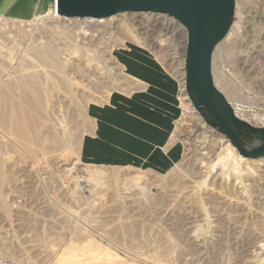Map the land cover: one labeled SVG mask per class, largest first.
Segmentation results:
<instances>
[{"label":"rangeland","instance_id":"rangeland-1","mask_svg":"<svg viewBox=\"0 0 264 264\" xmlns=\"http://www.w3.org/2000/svg\"><path fill=\"white\" fill-rule=\"evenodd\" d=\"M8 1L12 8L0 13V257L27 264H264V158L226 154L228 138L198 113L177 122L183 157L167 172L81 159L92 129L88 106L127 81L114 52L147 49L187 90L180 68L186 28L151 12L57 18L55 0H31L35 13L27 17L25 0ZM233 1L212 71L248 126L236 132L252 150L264 142V0Z\"/></svg>","mask_w":264,"mask_h":264},{"label":"crops","instance_id":"crops-1","mask_svg":"<svg viewBox=\"0 0 264 264\" xmlns=\"http://www.w3.org/2000/svg\"><path fill=\"white\" fill-rule=\"evenodd\" d=\"M23 3L27 17L35 13L31 0ZM9 8L8 0H0V13ZM114 58L127 81L88 106L92 129L82 140L81 159L94 166L167 172L183 157V146L174 141L177 122L184 117L180 81L147 49L126 46Z\"/></svg>","mask_w":264,"mask_h":264},{"label":"water","instance_id":"water-1","mask_svg":"<svg viewBox=\"0 0 264 264\" xmlns=\"http://www.w3.org/2000/svg\"><path fill=\"white\" fill-rule=\"evenodd\" d=\"M233 3V0H58L57 5L62 18H108L123 12H153L176 18L188 34L187 92L194 108L209 126L220 129L242 157L258 160L264 158V142L252 150L243 147L236 128L248 126L236 118L230 103L216 89L212 74L214 51L227 33ZM215 101L225 106L224 112Z\"/></svg>","mask_w":264,"mask_h":264},{"label":"bare ground","instance_id":"bare-ground-1","mask_svg":"<svg viewBox=\"0 0 264 264\" xmlns=\"http://www.w3.org/2000/svg\"><path fill=\"white\" fill-rule=\"evenodd\" d=\"M57 2H58V0H55V6H54V9H53V16L54 17H60V15H59V9H58V5H57ZM151 13H153V12H151ZM155 14H157V13H155ZM123 15V14H122ZM60 19V18H59ZM75 20V19H74ZM108 19H105V20H100V22L99 23H104V22H109V21H112V19L110 18V20H108ZM94 21V20H93ZM91 23H92V20L90 21ZM90 22H86V23H84L85 25L87 24H91ZM93 26V25H92ZM102 27V26H101ZM104 27V26H103ZM106 28H107V26H105ZM100 31V30H99ZM104 31V30H103ZM231 31H233V30H231ZM106 33V32H105ZM187 33V32H186ZM85 34V33H84ZM94 35V34H93ZM231 34H229V36H230ZM93 37V36H92ZM48 52H51V51H48ZM53 53V52H52ZM57 54V53H56ZM52 55V54H51ZM56 56V55H55ZM118 65V64H117ZM185 65H186V63H185V61H184V64H180V68L182 69V70H184L185 69ZM118 66H120L121 67V65H118ZM181 73H183V76H185V79H186V83H187V74H186V71L185 72H181ZM184 88L185 89H183L182 91H180V93L181 92H183V91H187L186 90V84H185V86H184ZM185 98L186 99H189L187 96H185V97H182V105H184V100H185ZM227 100V99H226ZM228 102V101H227ZM215 103H216V105L224 112V109H225V106L224 105H222V103H220V101H219V104L215 101ZM188 104H191L192 105V107H193V109H194V112L195 113H197V111H196V109L194 108V106H193V104L191 103V100H189V103ZM196 127V130H194L191 134H190V137H192V136H194L195 135V133H197V131L201 128V126H199V124L198 125H196L195 126ZM225 152H226V154H228V155H234V157L235 158H239V159H241V160H246V158H244V157H242L238 152H236L235 151V148H234V146H230V144H227L226 145V147H225ZM220 160V159H219ZM249 160V159H248ZM226 163V162H225ZM223 165V164H222ZM226 166V165H225ZM224 166V167H225ZM132 188V187H131ZM132 190V189H131ZM90 247H91V245H90ZM90 249H92V248H90ZM1 258V257H0Z\"/></svg>","mask_w":264,"mask_h":264},{"label":"built area","instance_id":"built-area-1","mask_svg":"<svg viewBox=\"0 0 264 264\" xmlns=\"http://www.w3.org/2000/svg\"><path fill=\"white\" fill-rule=\"evenodd\" d=\"M184 35L186 36V34L184 33ZM181 36V35H180ZM184 41H180V45L183 46V48H181L184 52V54L186 55V50H187V45L184 46L183 44ZM185 96V92L180 93V97L182 100V97ZM189 100L185 98L184 100V105H182V113L185 117H192V115L195 114L194 109L192 107L191 104H188ZM0 264H27L26 262L22 261V260H18V259H10L7 257H1L0 258Z\"/></svg>","mask_w":264,"mask_h":264}]
</instances>
